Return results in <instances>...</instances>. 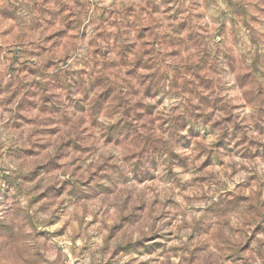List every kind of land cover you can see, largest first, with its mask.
I'll return each instance as SVG.
<instances>
[{"label":"rangeland","instance_id":"1","mask_svg":"<svg viewBox=\"0 0 264 264\" xmlns=\"http://www.w3.org/2000/svg\"><path fill=\"white\" fill-rule=\"evenodd\" d=\"M255 33L264 0H0V264H264ZM181 93L205 127L137 160Z\"/></svg>","mask_w":264,"mask_h":264},{"label":"clouds","instance_id":"2","mask_svg":"<svg viewBox=\"0 0 264 264\" xmlns=\"http://www.w3.org/2000/svg\"><path fill=\"white\" fill-rule=\"evenodd\" d=\"M254 38H257L256 44L253 46L254 50L258 53L264 54V36H261L260 33H255ZM251 55L252 53L250 52L249 56ZM244 66L247 67V65ZM252 69L253 71L252 76L250 77V82L257 86H264V55H259L255 58V63L252 65ZM219 83H227L229 85L236 84L240 91H243V87L246 86L243 81L238 84L237 80L233 79L230 73L227 74L226 78L222 76ZM154 86L158 89L161 87L160 84ZM163 87L167 89V83H164ZM180 95L181 100L178 102V107L175 109L176 112L180 113V116L179 118H175L172 113H169L168 125L165 126L163 134L158 139L153 138L152 132H150L148 128L141 127L140 122L136 120L124 130V137H121V139L126 138L128 143H131L135 145L137 149H140V152L136 155L137 160L146 162L147 158L152 154V147L155 145H159L162 148L172 151L174 150V139H179L181 137L190 138V129L200 128L203 130L205 127L202 118L199 120L196 118L195 112L197 111V108L192 105L191 99L185 98L182 93ZM114 99L119 101L120 106H127L132 111L136 110L132 108L130 96L124 95L115 97ZM249 100L252 103H257L264 100V96L258 98L250 96ZM124 119H126V117H124ZM100 127L102 128V125ZM149 127L154 128L155 126L149 125ZM217 135H219V133H217ZM113 159L119 167L111 168V171L106 178L102 179L99 175L95 177L93 179L94 184H106L109 181L113 184L118 183L124 179L120 174L121 171L127 173L134 167L131 157H129L128 161L125 163L120 159L119 153H114ZM112 163V161H109L108 164L105 165V168L107 169Z\"/></svg>","mask_w":264,"mask_h":264}]
</instances>
